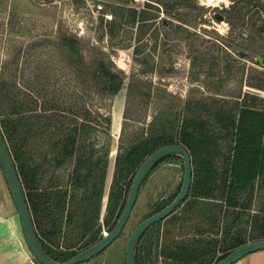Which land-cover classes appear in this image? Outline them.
<instances>
[{
	"label": "rangeland",
	"instance_id": "374dc122",
	"mask_svg": "<svg viewBox=\"0 0 264 264\" xmlns=\"http://www.w3.org/2000/svg\"><path fill=\"white\" fill-rule=\"evenodd\" d=\"M216 12L223 18L217 19ZM58 29L98 44L123 77V87L112 99V109L119 100V115L113 120L115 140L110 136L107 142L102 180L101 144L95 135L86 143L93 148L88 161H96L90 172L85 168L74 172L76 152L60 155L59 145L52 144V115L48 117L52 114V34ZM239 50L244 52L238 54ZM2 86L17 90L23 98L20 113L4 114L0 107V127L31 220L45 248L62 260L110 227L133 169L122 168L123 178L113 181L115 157L127 150L137 133L151 129L174 140L182 133L190 140L206 136L220 157L259 153L264 142V3L0 0ZM34 113L40 114L33 118L36 130L32 136L22 135L14 120ZM180 125L185 126L184 132ZM191 172L194 177L200 174L195 168ZM181 174L182 160L177 155L152 167L139 185L120 233L92 256L95 263L124 264L128 233L174 195ZM217 177L207 182L206 196L188 192L169 214L142 232L139 264H206L224 255L223 247L232 239L248 241L256 235L253 214L264 213V180L257 181L250 194L243 190L233 205ZM0 207L12 208L1 165Z\"/></svg>",
	"mask_w": 264,
	"mask_h": 264
},
{
	"label": "trees",
	"instance_id": "16d2710c",
	"mask_svg": "<svg viewBox=\"0 0 264 264\" xmlns=\"http://www.w3.org/2000/svg\"><path fill=\"white\" fill-rule=\"evenodd\" d=\"M122 87L123 77L114 69L113 61L98 44L83 41L81 37L71 32L60 29L54 31L52 34V114H48V117L52 115V144L59 145L58 154L70 155L78 152L75 153V161L72 167L74 172L83 168L90 172L94 165L96 166V161L90 162L93 148L86 144L92 139L90 136L95 135V140L101 144L98 160L101 159L99 169L100 180H102L108 156L107 142L110 138L109 125L112 99ZM60 96L63 98L61 99ZM0 107L4 114L7 112L8 114L20 113L24 110L23 98L17 90L10 91L2 86L0 88ZM39 115L34 113L28 115L27 118L24 115L18 116V120H14L13 126L15 129L19 128L22 135L29 136L36 130L34 122ZM33 118L35 119L33 120ZM184 128V125H180L179 129L184 132ZM122 129L123 122L120 127L119 140ZM8 132H11V130ZM0 135L12 158L5 133L1 127ZM170 142L183 145L190 155L191 171L193 168L200 171L198 177H194L191 172L189 194L192 196H206L208 192L207 182L211 181L215 174H218V182L227 189L225 191L226 200L233 202L234 205L243 190L250 194L255 183L261 179L264 180V142L259 153L254 155L235 152L220 157L215 144L209 141L206 136L190 140L186 133H182L178 140H174L171 137L162 138L151 129L146 133L140 132L130 140L127 150L122 155L118 152L115 157L113 181L119 179V177L123 178L120 172L122 168L127 169L126 171L133 169L110 227L121 210L131 178L141 159L155 147ZM82 150H88L89 153H79ZM12 162L15 167L13 158ZM226 169H229L228 173H226ZM17 176L19 180L18 173ZM86 177L87 175H84L83 179L85 180ZM19 184L21 187L20 180ZM110 195L111 192L108 193V198ZM24 199L26 201L25 195ZM243 205L245 206L246 203H243ZM160 207L155 208L153 211ZM253 215L256 216L253 219L256 235L252 236L251 240L264 237V213L258 210ZM33 228L37 235L34 225ZM37 237L44 250L52 258L57 259L45 248L38 235ZM138 242L135 251V264ZM243 242L245 241L234 238L231 243L225 244L223 248L229 251ZM206 264H209V262Z\"/></svg>",
	"mask_w": 264,
	"mask_h": 264
},
{
	"label": "water",
	"instance_id": "95a60500",
	"mask_svg": "<svg viewBox=\"0 0 264 264\" xmlns=\"http://www.w3.org/2000/svg\"><path fill=\"white\" fill-rule=\"evenodd\" d=\"M214 16L217 19L223 18V14L220 12H216ZM243 52L244 51L239 50L238 54H242ZM118 115L119 100L115 99L109 125V131L112 140H115L112 137L113 120H115L116 116ZM117 136L118 133L116 138ZM170 155H177L182 160V174L180 184L174 195L164 205L141 218L128 233L124 244V264H135L136 245L142 232L149 225L169 214L189 192L191 181L190 155L187 149L180 143L170 142L161 144L148 152L141 159L135 169L121 210L112 226L91 244L75 251L65 259L57 260L52 258L44 250L38 240L32 225L30 213L24 199L22 189L19 184L18 176L12 162V158L10 157V154L0 135V165L5 175L28 248L32 252L35 259L41 264H77L90 259L105 246H107L120 233L135 201L137 190L144 176L157 162ZM262 248H264V237L248 240L233 247L223 256L213 260L209 264H230L246 253Z\"/></svg>",
	"mask_w": 264,
	"mask_h": 264
},
{
	"label": "crops",
	"instance_id": "0c3cea01",
	"mask_svg": "<svg viewBox=\"0 0 264 264\" xmlns=\"http://www.w3.org/2000/svg\"><path fill=\"white\" fill-rule=\"evenodd\" d=\"M3 176L5 178L4 173ZM7 188L9 190L8 185ZM9 194L11 196L10 190ZM11 206L12 208L4 207V209L0 207V264H41L28 248L12 197ZM138 257L137 251L136 264H139ZM77 264L102 263H95L94 257H91ZM230 264H264V248L248 252Z\"/></svg>",
	"mask_w": 264,
	"mask_h": 264
},
{
	"label": "built area",
	"instance_id": "2783aa9c",
	"mask_svg": "<svg viewBox=\"0 0 264 264\" xmlns=\"http://www.w3.org/2000/svg\"><path fill=\"white\" fill-rule=\"evenodd\" d=\"M264 3V0H261Z\"/></svg>",
	"mask_w": 264,
	"mask_h": 264
}]
</instances>
